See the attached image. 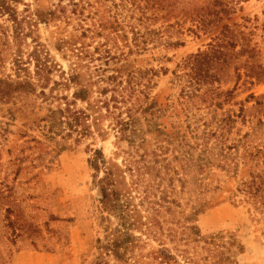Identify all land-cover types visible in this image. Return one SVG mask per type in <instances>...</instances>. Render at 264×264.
<instances>
[{
    "label": "rangeland",
    "instance_id": "rangeland-1",
    "mask_svg": "<svg viewBox=\"0 0 264 264\" xmlns=\"http://www.w3.org/2000/svg\"><path fill=\"white\" fill-rule=\"evenodd\" d=\"M188 1L201 8L209 0ZM222 1L228 12L205 32L189 31L197 27L182 13L160 11L154 27L175 28L131 56L149 86L141 103L152 106L139 114L134 144L108 117L79 143L76 134H51L42 118L52 99L38 95L40 86L26 98L0 96V264H264L263 199L254 203L243 190L264 177V0ZM50 6L22 0L15 7L28 18ZM28 31L19 36L0 14V78L34 73L35 39L49 45L59 70L70 69L75 59L56 50L54 24ZM218 39L226 56L211 53L198 70L190 57L210 53ZM59 77L55 70L52 80ZM95 150L120 175L131 226L101 203L96 181L106 168L91 164Z\"/></svg>",
    "mask_w": 264,
    "mask_h": 264
},
{
    "label": "trees",
    "instance_id": "trees-1",
    "mask_svg": "<svg viewBox=\"0 0 264 264\" xmlns=\"http://www.w3.org/2000/svg\"><path fill=\"white\" fill-rule=\"evenodd\" d=\"M20 2L22 0H0V14L10 17L15 32L21 36L27 25L29 31L25 35L28 36L41 23L47 27L54 24L59 34L56 50L65 52L66 56L69 54L75 60L69 70H59L49 45L35 39V47L30 53L31 60L35 62L34 73L26 75L23 81L0 78V96L10 99L16 93L26 98L36 93L37 86H40L42 90L38 95L45 101L52 99L48 113L42 118L48 132L55 135L65 133V137L76 134L77 143L93 134L94 129L98 130L101 119L105 117L112 119L113 128L121 139L136 143L139 114L148 112L152 106L141 103L149 98L146 93L149 86L143 83L142 70L130 64L131 56L157 47L175 28L170 23L154 27L160 11L172 15L182 13L185 20L190 17L197 27L195 30L189 28V31L205 32L210 26L219 24L223 19L221 13L229 10V4L222 0H209L201 8L192 7L188 0H49V8L37 9L28 18H22L15 7ZM218 6L223 7L217 9ZM178 24L182 26V23ZM70 26L73 29L66 35ZM223 46L225 43H219L218 39L212 44L210 53H198L190 60L196 63L197 68L208 64L211 53L215 54V58L218 53L220 57L226 56L221 49ZM113 62L116 64L114 67L111 65ZM16 63L20 75L25 68L20 60L16 59ZM55 70L60 71L59 80H52ZM33 78L37 82H33ZM51 81L50 95L46 89ZM62 87L73 89L71 96L53 93ZM56 102L57 105L54 104ZM78 102L86 106L79 108ZM221 161L225 166L230 164L229 160ZM91 164L97 169L101 164L106 168L105 175L96 181L105 210L120 216L123 226H131L132 223H128L130 205L127 201V204L122 202L118 188L121 185L120 175L108 166L101 150H95ZM129 170L132 168L129 167ZM138 171L141 172V167ZM259 179L245 182L243 190L254 203L263 199L259 201L264 204V195H261L264 192V177L259 175Z\"/></svg>",
    "mask_w": 264,
    "mask_h": 264
}]
</instances>
